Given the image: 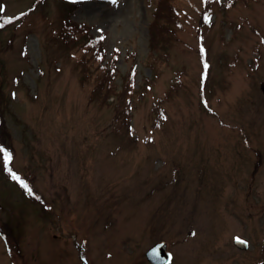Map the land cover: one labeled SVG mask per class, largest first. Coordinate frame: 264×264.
<instances>
[{"label":"rangeland","instance_id":"rangeland-1","mask_svg":"<svg viewBox=\"0 0 264 264\" xmlns=\"http://www.w3.org/2000/svg\"><path fill=\"white\" fill-rule=\"evenodd\" d=\"M157 1L0 0L17 16L0 23V264H150L158 241L173 264H236L217 247L264 238V152L250 177L264 150V0H175L182 28L156 76ZM67 17L102 36L106 62L118 47L119 85L131 61L135 87L154 78L129 117L90 100Z\"/></svg>","mask_w":264,"mask_h":264},{"label":"trees","instance_id":"trees-1","mask_svg":"<svg viewBox=\"0 0 264 264\" xmlns=\"http://www.w3.org/2000/svg\"><path fill=\"white\" fill-rule=\"evenodd\" d=\"M76 3L75 1H71V5L67 8L69 13L73 11ZM25 14L26 12H23L19 15L23 17ZM152 15V19L148 25V58L151 59L150 65L154 75L158 76L157 66H159L162 60H168L170 55L168 47L176 41L178 31L182 28V20L181 11L178 9L175 0H158L152 11ZM15 18L17 16L8 18L2 16L0 13V23L4 25L9 24ZM65 27V31L63 32L64 40L73 45H76L78 42L82 46V55L78 61L86 82L92 81L93 83L90 100L98 102L101 105H108L110 99L113 98L120 113L123 116L129 117L130 112L135 107V102L145 93L147 88L153 85L154 78L146 76L142 85L135 87L136 69L135 63L131 61L128 72L123 76L121 85H119L117 82L119 74L117 63L120 56L118 47L114 48L111 59L106 62L104 60L105 49L102 36L89 34L88 26L81 23H74L68 17ZM127 56L133 59L135 53L131 51L127 53ZM181 81V76L178 74L166 92V95L173 93L181 84ZM163 100L161 98L154 103V110L160 117L165 114L162 105ZM157 119L160 121L159 117ZM0 123H4L1 108Z\"/></svg>","mask_w":264,"mask_h":264},{"label":"flooded vegetation","instance_id":"flooded-vegetation-1","mask_svg":"<svg viewBox=\"0 0 264 264\" xmlns=\"http://www.w3.org/2000/svg\"><path fill=\"white\" fill-rule=\"evenodd\" d=\"M260 87H261L262 92L264 93V77L261 79ZM263 137H264V134L262 135V138ZM245 140L247 141L246 138H245ZM252 151L255 152L254 156H255L256 160L254 161V164L252 163L251 173L252 172L253 173L251 174L250 177L254 178L255 171H253V170L255 167H259L261 165L262 152H264V150L252 149ZM252 180H255V179H252ZM257 235H258V233L255 231L249 235H247V234L245 235L242 232L233 233L231 236V243L230 244H227V246L223 247V248H219V247H217V248H218V250L223 249V251L226 253V255H228V253H229V251H227L226 249L229 248V250H232V252L234 253V255H232V256L235 258L236 264H264V238L262 237L261 241H255V240H257L256 239ZM253 236H254V238H253ZM237 238L242 239L246 242H238ZM259 238H260V236H259ZM147 250L145 251V260L147 262H149L150 264H155L146 256ZM244 253L248 254L249 257L245 258ZM250 254H251V256H250ZM226 257H228V256H225L223 258V259H225V261H226ZM174 260H175V258L171 255L170 260L167 264H173ZM210 264H224V263H222V259H221L220 261H217L215 263L213 261H211Z\"/></svg>","mask_w":264,"mask_h":264},{"label":"water","instance_id":"water-1","mask_svg":"<svg viewBox=\"0 0 264 264\" xmlns=\"http://www.w3.org/2000/svg\"><path fill=\"white\" fill-rule=\"evenodd\" d=\"M237 241L246 242L241 239H237ZM146 256L155 264H167L170 260L171 254L167 249L166 241H158L147 250Z\"/></svg>","mask_w":264,"mask_h":264},{"label":"snow or ice","instance_id":"snow-or-ice-1","mask_svg":"<svg viewBox=\"0 0 264 264\" xmlns=\"http://www.w3.org/2000/svg\"><path fill=\"white\" fill-rule=\"evenodd\" d=\"M9 158H10V157H8V156L5 157L6 160L9 159ZM14 178H15V179H19V177H16L15 175H14ZM25 187H27V186L25 185ZM237 239L239 240V238H237ZM241 242H243V241H241Z\"/></svg>","mask_w":264,"mask_h":264},{"label":"bare ground","instance_id":"bare-ground-1","mask_svg":"<svg viewBox=\"0 0 264 264\" xmlns=\"http://www.w3.org/2000/svg\"><path fill=\"white\" fill-rule=\"evenodd\" d=\"M170 253V252H169Z\"/></svg>","mask_w":264,"mask_h":264}]
</instances>
